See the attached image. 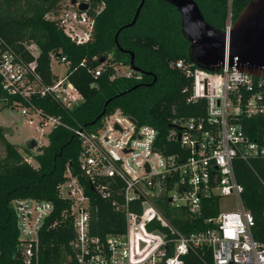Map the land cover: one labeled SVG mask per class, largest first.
<instances>
[{"label": "built area", "instance_id": "2783aa9c", "mask_svg": "<svg viewBox=\"0 0 264 264\" xmlns=\"http://www.w3.org/2000/svg\"><path fill=\"white\" fill-rule=\"evenodd\" d=\"M79 2H71L68 8L63 6L47 17L58 20L76 44H84L91 38L95 20L87 10H79ZM228 14L224 29L230 32L234 20L231 10ZM22 44L32 59H25L0 37L1 86L12 99L10 106H20L27 124L37 131L49 133L61 126L80 140L79 173L67 161L57 185L58 195L69 204L61 215L70 216L75 229L69 257L72 264H184V255L204 247L212 249L213 264H264V242L254 237L255 218L243 203L244 185L237 178L234 164L242 160L256 168L259 161L264 172V130L258 138H252L243 122L244 118L264 120V77L228 63L211 71L182 58L173 62L172 66L190 79V85L184 87V92H189L187 101L203 102L204 115L171 118L167 143L159 138L154 126L133 121L121 108L105 114L94 130L71 126L61 116L46 112L36 99L49 97L71 110L83 102L84 96L66 73L50 82L42 80L37 70L39 46L33 40ZM57 60L69 68L70 61L65 57ZM102 69L103 65L98 66L95 75ZM119 73L136 80L144 75L128 65L111 79ZM4 103L0 98V106ZM169 149L175 152L165 151ZM80 176L103 198H108L112 189L119 190L116 186L120 185L122 199L114 205L125 213V232L104 239L90 233V197ZM229 195L237 198L239 207L222 211L219 202L218 215L209 218V226L202 230L184 233L166 212L167 208H178L197 217L203 199L217 196L221 200ZM12 205L21 261L6 264H44L40 234L55 204L25 197L13 199ZM55 225L54 221L51 226Z\"/></svg>", "mask_w": 264, "mask_h": 264}, {"label": "trees", "instance_id": "16d2710c", "mask_svg": "<svg viewBox=\"0 0 264 264\" xmlns=\"http://www.w3.org/2000/svg\"><path fill=\"white\" fill-rule=\"evenodd\" d=\"M79 1L89 4L87 12L95 20L91 38L84 44H76L65 34L58 20L47 17L51 12L58 13L65 0H0V37L28 60L32 56L22 43L35 41L40 49L37 70L45 82L56 78L50 65L52 54L56 59L65 57L70 61L66 75L84 96L83 102L71 110L63 109L49 97L36 99L39 106L50 114L61 116L71 126L81 125L87 130L96 129L105 114L121 108L139 123L154 126L159 138L167 143L166 132L171 118L204 115L203 102L187 101L189 92H184V87L190 85V79L172 66L181 58L197 65L190 56V42L182 32L178 8L165 0L145 1L136 23L121 30L118 41L121 47L135 53V65L147 74L141 80L126 78L120 73L111 79L118 69L123 70L129 65L131 55L119 49L115 35L121 26L132 21L140 0ZM196 1L205 19L222 30L229 9L235 20L250 0ZM100 65L103 69L97 76L95 70ZM136 85L139 86L131 89ZM0 98L5 102L0 110L10 106L12 99L2 91L1 78ZM111 98L105 114L93 123ZM262 121L244 118L246 133L258 138L264 130ZM5 134V129L0 127V142L5 148L4 156L0 158V264L21 261L12 200L25 197L47 199L55 204L54 213L40 234L41 262L72 264L69 257L73 253L71 243L75 239V229L72 218L61 215L69 204L58 195L57 185L63 178L67 161L72 163L75 173H79V138L70 129L54 128L48 134V143L36 146L34 165ZM174 143L178 145V142ZM165 151L171 153L175 149ZM234 164L237 178L244 185L243 203L255 218L254 237L264 242V172L259 161L255 162L257 169L251 162L242 160H236ZM80 181L90 197V233L104 239L107 235L125 232V213L114 205L122 199L120 185L116 186L119 190L112 189L110 196L103 198L91 182L81 176ZM219 202L217 196L203 199L201 214L197 217L178 208H167L166 212L177 228L189 233L209 226L208 219L219 213ZM54 221L56 225L51 226ZM184 260V264H213L212 249L204 247L192 251L184 255Z\"/></svg>", "mask_w": 264, "mask_h": 264}, {"label": "water", "instance_id": "95a60500", "mask_svg": "<svg viewBox=\"0 0 264 264\" xmlns=\"http://www.w3.org/2000/svg\"><path fill=\"white\" fill-rule=\"evenodd\" d=\"M77 1L72 0V4H76ZM145 1L140 0L132 21L121 26L115 35L119 49L131 55L130 67L143 74L147 73L135 65V53L121 47L118 36L121 30L136 23ZM165 1L178 8L182 32L190 42V56L199 67L216 71L228 63V65L236 66L254 76L264 77V0H250L234 20L230 32L213 27L205 19L196 0ZM78 8L81 11H86L89 4L84 1L79 2ZM155 80L156 77H154L153 82ZM124 93L126 91L117 96ZM111 100L112 98L106 101L103 111L93 123L105 114ZM132 119L135 121L134 118ZM26 145L30 149L35 148L38 145L37 139L29 138Z\"/></svg>", "mask_w": 264, "mask_h": 264}, {"label": "rangeland", "instance_id": "374dc122", "mask_svg": "<svg viewBox=\"0 0 264 264\" xmlns=\"http://www.w3.org/2000/svg\"><path fill=\"white\" fill-rule=\"evenodd\" d=\"M70 3L69 0H65L63 6L68 8ZM230 10L231 9H229V11ZM50 65L52 72L57 76H63L68 69V66L65 63L58 62L55 57L52 58ZM0 127L5 129L6 138L17 144L20 151L28 156L27 159L36 165L33 155L37 152V147L30 149L31 151H27L25 148V146H27V140L34 137L37 138L38 146L46 145L48 143V131L43 133L28 125L26 118L21 113L20 106H7L0 110ZM4 154L5 148L0 142V158H2ZM220 206L222 211H233L239 207V204L234 195H229L220 200Z\"/></svg>", "mask_w": 264, "mask_h": 264}]
</instances>
